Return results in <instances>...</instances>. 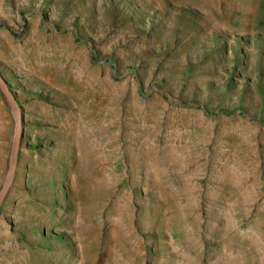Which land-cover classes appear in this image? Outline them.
Instances as JSON below:
<instances>
[{
    "label": "rangeland",
    "instance_id": "1",
    "mask_svg": "<svg viewBox=\"0 0 264 264\" xmlns=\"http://www.w3.org/2000/svg\"><path fill=\"white\" fill-rule=\"evenodd\" d=\"M0 73V264H264V0H0Z\"/></svg>",
    "mask_w": 264,
    "mask_h": 264
},
{
    "label": "water",
    "instance_id": "2",
    "mask_svg": "<svg viewBox=\"0 0 264 264\" xmlns=\"http://www.w3.org/2000/svg\"><path fill=\"white\" fill-rule=\"evenodd\" d=\"M0 92L7 106L9 107L11 118L14 123L7 172L3 185L0 188V206H1L14 180V176L17 168L20 142L23 135L24 120H23L22 109L16 99V95L12 92L9 83L6 81V79L2 76L1 73H0Z\"/></svg>",
    "mask_w": 264,
    "mask_h": 264
},
{
    "label": "bare ground",
    "instance_id": "3",
    "mask_svg": "<svg viewBox=\"0 0 264 264\" xmlns=\"http://www.w3.org/2000/svg\"><path fill=\"white\" fill-rule=\"evenodd\" d=\"M4 236V235H3ZM25 256V255H24Z\"/></svg>",
    "mask_w": 264,
    "mask_h": 264
}]
</instances>
